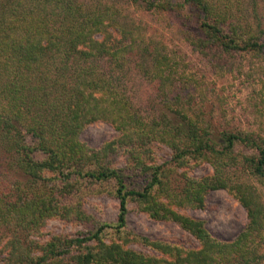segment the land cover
Listing matches in <instances>:
<instances>
[{
	"label": "trees",
	"instance_id": "16d2710c",
	"mask_svg": "<svg viewBox=\"0 0 264 264\" xmlns=\"http://www.w3.org/2000/svg\"><path fill=\"white\" fill-rule=\"evenodd\" d=\"M133 1L148 10L190 5L204 45L264 56V29L243 26L213 0ZM121 16L102 0H0V264H260L264 204L255 187L232 179L226 167L231 162L263 180L264 139L227 128L216 136L200 110L186 108L189 101L171 103L170 58L146 41L140 25ZM101 61L106 70L99 69ZM140 61L158 78L159 95L174 118L165 113L146 121L118 89L111 70ZM187 109L197 110L196 116ZM99 120L119 135L92 148L80 135ZM157 143L171 150L169 160L151 161ZM119 149L127 156L122 167L110 160ZM202 162L211 164L212 174H188L189 166ZM142 175L143 185L131 182ZM94 189L118 200L114 222L95 221L81 208L80 193ZM218 189L246 210L247 223L233 239L216 238L204 220L180 210L203 208L206 195ZM130 202L154 220L174 222L198 246L184 248L126 229ZM51 218L91 227L41 242Z\"/></svg>",
	"mask_w": 264,
	"mask_h": 264
},
{
	"label": "rangeland",
	"instance_id": "374dc122",
	"mask_svg": "<svg viewBox=\"0 0 264 264\" xmlns=\"http://www.w3.org/2000/svg\"><path fill=\"white\" fill-rule=\"evenodd\" d=\"M93 1V0H89ZM118 7L121 21L129 25H140L146 41L158 46L161 53L168 55L174 66V74L168 98L172 102L194 106L208 121L213 134L218 136L222 129L248 132L255 138L264 139V56L252 52L225 51L218 45H204V31L200 28L198 14L190 5L174 9L148 10L145 4L133 0H102ZM231 11L236 21L253 30L264 29V0H213ZM100 37V36H99ZM143 65V66H142ZM101 61L99 69H107ZM125 70H111L121 93L129 99L131 107L146 121L160 120L165 114L175 117L160 97L158 78L153 76L148 64L131 63ZM168 72V70H167ZM110 74V73H108ZM200 107V108H199ZM195 110V111H197ZM188 115L196 116L187 109ZM119 132L107 121L99 120L84 127L80 138L92 148H99L111 141ZM152 160L157 163L169 160L171 150L157 143L153 146ZM111 163L122 167L127 156L119 149L110 157ZM226 172L232 179L244 181L255 187L264 204V179L256 178L231 162ZM213 173L210 163L202 162L188 168V174L203 177ZM131 182L141 186L145 175L132 178ZM92 191V192H91ZM84 190L78 202L81 208L98 222H114L118 212V200L103 189ZM126 229L159 239L184 248L198 246L196 239L172 221L150 218L138 209L134 202L128 204ZM182 213L204 220L206 228L218 239L235 238L247 223L245 208L226 189L209 192L203 208H182ZM78 221L59 218L48 219L42 227L44 236L54 234L74 237L90 229ZM137 251L152 253L140 244H129ZM264 264V260L260 263Z\"/></svg>",
	"mask_w": 264,
	"mask_h": 264
}]
</instances>
